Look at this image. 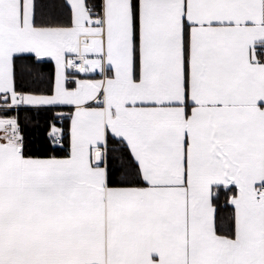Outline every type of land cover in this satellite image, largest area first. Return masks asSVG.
Wrapping results in <instances>:
<instances>
[{
    "label": "snow or ice",
    "instance_id": "snow-or-ice-1",
    "mask_svg": "<svg viewBox=\"0 0 264 264\" xmlns=\"http://www.w3.org/2000/svg\"><path fill=\"white\" fill-rule=\"evenodd\" d=\"M0 264H264V0H0Z\"/></svg>",
    "mask_w": 264,
    "mask_h": 264
}]
</instances>
